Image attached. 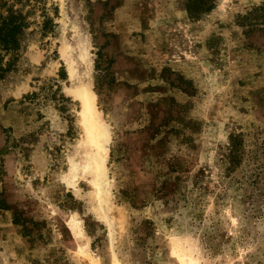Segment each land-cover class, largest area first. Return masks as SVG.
Instances as JSON below:
<instances>
[{"label": "rangeland", "instance_id": "374dc122", "mask_svg": "<svg viewBox=\"0 0 264 264\" xmlns=\"http://www.w3.org/2000/svg\"><path fill=\"white\" fill-rule=\"evenodd\" d=\"M12 13L0 264H264V0H0Z\"/></svg>", "mask_w": 264, "mask_h": 264}, {"label": "trees", "instance_id": "16d2710c", "mask_svg": "<svg viewBox=\"0 0 264 264\" xmlns=\"http://www.w3.org/2000/svg\"><path fill=\"white\" fill-rule=\"evenodd\" d=\"M187 10L192 18H197V11L193 10V4H189ZM25 28V20L21 14H11L9 17L4 18L0 23V78L4 77L6 70L13 66V62L18 56V46L21 35ZM6 55H11L7 61L6 67L4 66V59Z\"/></svg>", "mask_w": 264, "mask_h": 264}, {"label": "bare ground", "instance_id": "6f19581e", "mask_svg": "<svg viewBox=\"0 0 264 264\" xmlns=\"http://www.w3.org/2000/svg\"><path fill=\"white\" fill-rule=\"evenodd\" d=\"M77 89L78 91H76V94L83 101V107H84L82 111L83 122L88 127L92 137L95 138L96 136L106 135L105 125L103 124L99 116V112L96 109L95 95L91 92L90 87L88 85H84L81 83L78 85ZM95 169L96 172H98V175H100V172L104 171L101 161L99 160L96 161ZM179 258H182L179 261L180 264H197L192 259H190L189 257H185L184 255Z\"/></svg>", "mask_w": 264, "mask_h": 264}]
</instances>
